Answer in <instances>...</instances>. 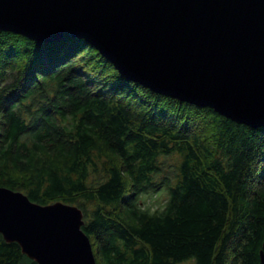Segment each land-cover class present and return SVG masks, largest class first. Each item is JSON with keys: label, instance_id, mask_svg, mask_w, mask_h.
I'll return each instance as SVG.
<instances>
[{"label": "trees", "instance_id": "obj_1", "mask_svg": "<svg viewBox=\"0 0 264 264\" xmlns=\"http://www.w3.org/2000/svg\"><path fill=\"white\" fill-rule=\"evenodd\" d=\"M0 185L77 204L98 264H262L264 125L123 75L83 37L0 29ZM0 264H39L0 232Z\"/></svg>", "mask_w": 264, "mask_h": 264}, {"label": "water", "instance_id": "obj_2", "mask_svg": "<svg viewBox=\"0 0 264 264\" xmlns=\"http://www.w3.org/2000/svg\"><path fill=\"white\" fill-rule=\"evenodd\" d=\"M0 29L69 31L130 79L264 125V0H0ZM83 224L77 204L0 185V232L39 264H98Z\"/></svg>", "mask_w": 264, "mask_h": 264}, {"label": "rangeland", "instance_id": "obj_3", "mask_svg": "<svg viewBox=\"0 0 264 264\" xmlns=\"http://www.w3.org/2000/svg\"><path fill=\"white\" fill-rule=\"evenodd\" d=\"M93 45V44H92ZM180 264H193V260H187V261H183Z\"/></svg>", "mask_w": 264, "mask_h": 264}]
</instances>
